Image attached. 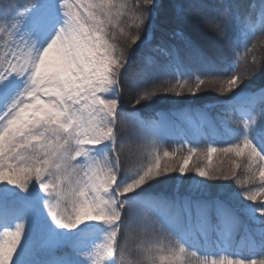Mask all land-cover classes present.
Segmentation results:
<instances>
[{"label": "snow or ice", "instance_id": "1", "mask_svg": "<svg viewBox=\"0 0 264 264\" xmlns=\"http://www.w3.org/2000/svg\"><path fill=\"white\" fill-rule=\"evenodd\" d=\"M260 3L264 15V0ZM230 7L223 0L219 5L215 0H30L23 10L13 9L14 15L5 13L0 24V185L13 187L0 188V208L19 212L15 189L25 192L34 182L57 229L73 233L82 224L103 226L102 236L79 253L86 264H117V253L124 264H183L186 240L209 242L213 235L220 240L227 227L234 238L244 208L220 181L240 184L239 196L257 206L264 223V85L244 87L264 70V59L253 55L244 67L238 55L231 60L239 41L231 35L236 25ZM128 20L132 23L122 26ZM164 34L179 37L183 48L168 44ZM244 47L251 51L246 41ZM141 49L162 53L166 60L160 63ZM160 74L170 78L157 83ZM204 90L246 102L236 142L210 144L206 152L185 144L170 152L150 133L137 160L125 158L122 126L149 129L148 122L132 115L136 105L160 94L196 96ZM133 93L132 109H126L124 96ZM165 134L161 129L159 136ZM214 153L244 158V163L233 161L227 170L214 167ZM194 157L207 163L190 164ZM241 167L243 180L236 171ZM257 181L254 189L243 187ZM169 185L173 194L164 191ZM149 212L159 217V234L168 238L159 250L167 255H157L152 242L134 250L126 238L121 242L138 214ZM256 237L264 247V229L248 234L253 244ZM22 240L20 264H30L25 223L0 228V264H13ZM65 248L75 250V245L59 241L51 251L60 254ZM209 255L200 264H264V255Z\"/></svg>", "mask_w": 264, "mask_h": 264}, {"label": "trees", "instance_id": "2", "mask_svg": "<svg viewBox=\"0 0 264 264\" xmlns=\"http://www.w3.org/2000/svg\"><path fill=\"white\" fill-rule=\"evenodd\" d=\"M29 3L30 0H0V24L3 23V15L5 13L14 15L15 12L13 9L18 8L19 10H23V7ZM215 3L219 5L221 1L215 0ZM225 5L231 6L230 11L233 15V22L235 25H244L250 28L253 33L259 34L264 40V15L261 14L260 0H245L243 9L227 1ZM58 8L56 9V14L60 15ZM131 23L132 21L128 20L124 22L122 26L126 27L127 24ZM130 30L134 31V29ZM156 35L157 40L153 41L154 44L158 42L161 34L157 33ZM163 38L168 44H174L179 49L183 48L182 41L179 37H171L168 34H164ZM2 42L3 40H0V44H2ZM236 50V56L238 55V57H240L239 54L243 53L245 48L242 47L240 53ZM140 51H143L148 56H153L160 63L166 60L162 53H155L146 49L138 50V52ZM181 55L183 58V51ZM169 78L170 77L167 75L160 74L157 83L166 81ZM124 100L125 108L131 109L135 102V94L132 96L125 94ZM225 106H227V108H225ZM241 106L247 108L246 102L240 101L237 103L234 101H227L226 99L215 102V106L208 105L206 107L204 104L200 103L186 104L185 102H181L180 105L174 106L168 103L167 99L164 100V98L159 96L154 97L150 101L141 102L140 105H136L134 112H139L140 114L138 117L149 123V129L146 132L138 127L132 128L131 126H122L120 136L125 145V158L129 162L134 163L139 157L145 136L150 133L157 134V139L160 140V144H162L164 150H168L169 146L181 145L185 141L198 150L203 145L212 144V146L221 147L236 142L239 138V133L243 130V119H241L240 113H238V108ZM161 129H166V134L163 135L162 138L159 136ZM182 131L187 132L188 135H181ZM192 163L201 162L194 160L191 164ZM243 163L244 160L240 162L241 165H243ZM222 169L227 170L228 168L225 167ZM236 171L240 179L243 180V168H237ZM197 179L199 178L197 177ZM219 183L228 184L229 190L236 193L238 200L241 202V207L244 208L239 232L233 238L231 235V228L227 227L220 240L213 235L211 241L206 242L207 244L203 242L202 237L198 238L196 242H192L191 240L188 241L206 251L211 250L212 252H217L219 247H221L223 250H227L230 253H239L244 258H261L260 256L264 255V247L258 245V237H256V244H253L248 238L249 233H255V231L258 230V227L254 230V225L257 224L254 218V214H256L255 208L257 206L248 201H243L242 197L239 196V192L242 191V186L237 184L235 180L220 181ZM243 187L254 189L258 187V181L256 184L243 185ZM164 191L168 194L174 193V189L171 185L166 187ZM180 194H186L185 187L180 189ZM6 209L7 214L13 213L10 207L6 206ZM154 215L156 214L154 213ZM138 216L140 219V214H138ZM257 218L259 220L258 216ZM138 222L136 223L137 225H139Z\"/></svg>", "mask_w": 264, "mask_h": 264}, {"label": "rangeland", "instance_id": "3", "mask_svg": "<svg viewBox=\"0 0 264 264\" xmlns=\"http://www.w3.org/2000/svg\"><path fill=\"white\" fill-rule=\"evenodd\" d=\"M222 2V0H220ZM226 1L232 5L242 8L245 6V0H223L225 4ZM58 8V6H57ZM59 9V8H58ZM60 17H62V12L59 10ZM3 24V23H2ZM243 26V27H241ZM236 25L235 31L231 34L234 39L238 40L239 46L238 50L234 49L231 55V60L235 61L237 56L235 50L240 53L242 47H244V42H247L248 48L251 49L250 52L244 50L243 53L239 54L240 66L244 67L251 62L252 56L255 55L258 60L264 59V40L263 37L257 33H253L250 28L244 25ZM208 39V38H206ZM4 42V41H3ZM2 42V44H3ZM245 48V47H244ZM200 74V73H197ZM226 78V77H224ZM264 84V70L257 73L252 81L247 82L244 87L247 89H258L259 86ZM129 95V94H128ZM134 95L131 94L129 96ZM168 100L171 105H180L181 102L190 104H204V106L212 105L215 106V102L219 100L226 99L225 96L220 95L216 91L204 90L196 94V96H191L185 93L182 96H174L172 94H160L157 95ZM3 104V98L0 97V105ZM241 106L238 108V113L242 119L243 113L247 108ZM132 109V108H131ZM149 110V109H148ZM188 144L187 142L181 145L169 146L168 151L175 152L181 150L182 146ZM209 145H203L199 150L206 152V148ZM220 147V146H219ZM225 147V146H221ZM197 160L202 164H206V160H201L199 157H194L191 162ZM244 158H236L232 156L231 158L225 157L222 154L214 153L212 164L214 167L219 166L220 168H230L233 161L240 164ZM190 162V164H191ZM9 185H0V188H12ZM18 193L16 197L18 208L20 209L17 213L7 214L6 206L0 208V228L5 226L13 227L15 222L25 223V238L29 241L30 247L27 249V259L30 264H66V262H71V264H86L84 257L79 253L87 250L88 245L97 239H99L103 232V226L96 224H82L78 229L74 230L73 233H67L65 230L57 229L56 226L51 222L50 217H48L47 210L43 206V200L45 198L44 193L40 192L39 187L33 182L29 185L27 191L20 192L19 189H15ZM140 219L138 224L135 225L127 234L126 237H121V242L124 243L125 238L127 239L128 246L130 249H136L138 247H143L146 243L152 242V246L156 248L157 255H167V251H159L160 249H165L168 245V238L166 236L159 234L158 223L159 218L154 215L153 212H149L147 216L140 214ZM255 221L254 230L258 227V230L264 229V224L261 223L260 218L258 220L257 215L254 214ZM68 240L75 245V250L72 248H65L60 250V254H56L51 251L57 242ZM185 243L188 245V249L185 254H182L181 259L183 264H200L201 260L204 259V254H210L209 259L215 257L218 258L222 255L221 252L211 253L202 252L195 246L190 245L187 241ZM25 251V240H22L21 247L18 248L17 254L14 256L13 264H20L21 254ZM195 251L197 255L193 256L191 253ZM224 254H229L224 252ZM126 259H129L127 252L125 253ZM111 259V258H108ZM117 264H124L120 261L119 253L116 255Z\"/></svg>", "mask_w": 264, "mask_h": 264}]
</instances>
